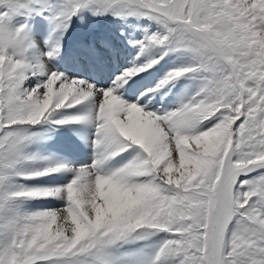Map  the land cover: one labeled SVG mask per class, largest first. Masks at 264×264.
<instances>
[{
  "label": "snow or ice",
  "instance_id": "6c2138e0",
  "mask_svg": "<svg viewBox=\"0 0 264 264\" xmlns=\"http://www.w3.org/2000/svg\"><path fill=\"white\" fill-rule=\"evenodd\" d=\"M0 264H264V0H0Z\"/></svg>",
  "mask_w": 264,
  "mask_h": 264
}]
</instances>
